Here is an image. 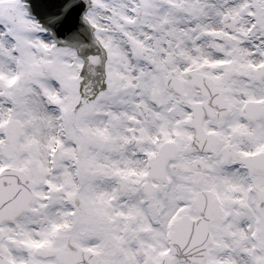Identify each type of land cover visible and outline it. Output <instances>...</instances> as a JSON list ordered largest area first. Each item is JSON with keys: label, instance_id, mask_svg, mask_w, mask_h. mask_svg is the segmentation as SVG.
<instances>
[{"label": "snow or ice", "instance_id": "snow-or-ice-1", "mask_svg": "<svg viewBox=\"0 0 264 264\" xmlns=\"http://www.w3.org/2000/svg\"><path fill=\"white\" fill-rule=\"evenodd\" d=\"M0 264H264V0H0Z\"/></svg>", "mask_w": 264, "mask_h": 264}]
</instances>
